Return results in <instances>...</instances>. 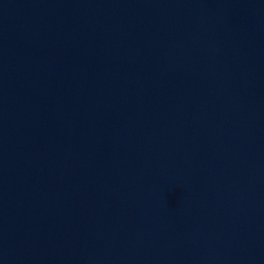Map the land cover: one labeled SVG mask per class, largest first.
Masks as SVG:
<instances>
[{
	"label": "water",
	"instance_id": "95a60500",
	"mask_svg": "<svg viewBox=\"0 0 264 264\" xmlns=\"http://www.w3.org/2000/svg\"><path fill=\"white\" fill-rule=\"evenodd\" d=\"M0 264H264V0H0Z\"/></svg>",
	"mask_w": 264,
	"mask_h": 264
}]
</instances>
